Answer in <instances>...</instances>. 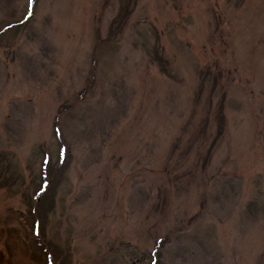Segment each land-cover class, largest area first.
<instances>
[{
  "label": "rangeland",
  "instance_id": "obj_1",
  "mask_svg": "<svg viewBox=\"0 0 264 264\" xmlns=\"http://www.w3.org/2000/svg\"><path fill=\"white\" fill-rule=\"evenodd\" d=\"M48 259L264 264V0H0V264Z\"/></svg>",
  "mask_w": 264,
  "mask_h": 264
},
{
  "label": "snow or ice",
  "instance_id": "obj_2",
  "mask_svg": "<svg viewBox=\"0 0 264 264\" xmlns=\"http://www.w3.org/2000/svg\"><path fill=\"white\" fill-rule=\"evenodd\" d=\"M31 2H32V0H29V6H31ZM28 15L30 16L31 12H29Z\"/></svg>",
  "mask_w": 264,
  "mask_h": 264
}]
</instances>
